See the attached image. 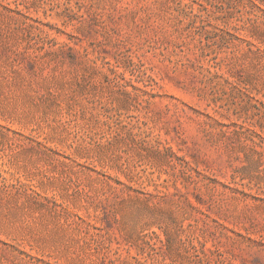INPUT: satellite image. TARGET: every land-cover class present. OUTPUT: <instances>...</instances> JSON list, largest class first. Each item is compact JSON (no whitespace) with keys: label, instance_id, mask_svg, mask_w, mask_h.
<instances>
[{"label":"rangeland","instance_id":"1","mask_svg":"<svg viewBox=\"0 0 264 264\" xmlns=\"http://www.w3.org/2000/svg\"><path fill=\"white\" fill-rule=\"evenodd\" d=\"M232 1L0 0V264H264V17Z\"/></svg>","mask_w":264,"mask_h":264},{"label":"trees","instance_id":"2","mask_svg":"<svg viewBox=\"0 0 264 264\" xmlns=\"http://www.w3.org/2000/svg\"><path fill=\"white\" fill-rule=\"evenodd\" d=\"M237 1H242L245 4V7H248V9H250L252 12L256 13L255 15L259 14L260 16L264 17V0H233V7L237 5ZM254 34H258L260 36L254 37L259 43L255 50L264 55V32H259L254 28V33H252L250 36H255ZM247 43L253 45L252 41L250 40H247ZM260 44L262 46H260Z\"/></svg>","mask_w":264,"mask_h":264}]
</instances>
